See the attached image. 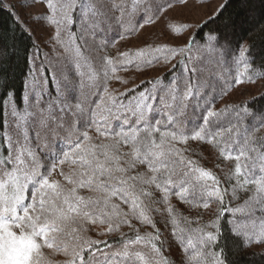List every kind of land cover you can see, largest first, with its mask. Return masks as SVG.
Masks as SVG:
<instances>
[{"label":"snow or ice","instance_id":"obj_1","mask_svg":"<svg viewBox=\"0 0 264 264\" xmlns=\"http://www.w3.org/2000/svg\"><path fill=\"white\" fill-rule=\"evenodd\" d=\"M177 3L188 0H0V11L29 38L39 33L55 59L37 64L33 44L19 102L0 73V264H236L230 255L264 264V90L217 106L264 80V46L249 37L264 38V0H223L200 44L173 18L166 30L182 44L146 41L109 54L167 20ZM174 60L183 72L167 83L109 90L113 80L128 83L120 71ZM205 151L233 162L226 179L233 200L247 194L243 205L224 207L229 189L196 158ZM173 197L189 213L219 209L201 224ZM105 236L119 239L94 238Z\"/></svg>","mask_w":264,"mask_h":264},{"label":"rangeland","instance_id":"obj_2","mask_svg":"<svg viewBox=\"0 0 264 264\" xmlns=\"http://www.w3.org/2000/svg\"><path fill=\"white\" fill-rule=\"evenodd\" d=\"M6 3L16 4L17 0H6ZM223 3V0H188L187 6H182L177 3V6L174 10L170 11L167 14V20L161 19L155 25H146L144 29L137 31L134 34H130L123 41H120L115 45V47H109V54L116 55L117 51H127L129 49L136 50L139 46L143 45L146 41L152 43L154 46L158 44H169L170 46H175L176 44H182L184 41L182 39H177L169 30H166V23L169 20L175 18L176 23L173 25L176 31L180 30V23H187L190 26V34L195 38V31L199 27V25L208 19V17L214 13L219 5ZM23 16L24 13L21 12ZM78 30V25H77ZM36 43L39 46L38 59L36 61L37 64H40L41 61L47 63L44 60L45 56H49L53 58L54 62V54L50 52L49 46H46L44 40L40 37V34L37 33L33 35ZM115 36V33L110 34V37ZM196 43L200 44L201 40L196 39ZM179 59V57L177 58ZM172 64L175 67L164 66L162 63L154 64L152 66H142V70H137L134 67H130L127 71H120L118 75L122 78V80L128 81L127 84H123L120 81L113 80L110 82L109 90L115 91L117 95L119 93L125 92L128 89L137 88V86H141L143 81L155 78L162 77L164 74H170L168 81L179 76L183 72V65L177 64L176 60L172 61ZM48 76L45 87L48 92L52 94L54 98L56 96L57 83L52 79V71L49 69L44 73ZM255 78V77H254ZM261 87H264V81L257 82L255 84L247 85L248 91L243 92H235L232 96L228 98L226 101H221L220 105L222 106L225 102L230 101H238L242 96L247 97L252 94L259 93ZM128 95H131L130 92ZM7 116V113H6ZM52 150L55 151V146L52 145ZM45 159V157H42ZM100 237V238H106ZM96 238V237H94Z\"/></svg>","mask_w":264,"mask_h":264},{"label":"trees","instance_id":"obj_3","mask_svg":"<svg viewBox=\"0 0 264 264\" xmlns=\"http://www.w3.org/2000/svg\"><path fill=\"white\" fill-rule=\"evenodd\" d=\"M208 20V19H207ZM205 20V21H207ZM204 22H202L197 30L195 31V38L201 40V36L206 35L214 25L211 23L208 24V27H204ZM249 37L251 39H255L260 46H264V38H261L259 33H250ZM36 43L34 36L29 38L28 35L24 34L22 31L18 30L16 26L13 24L12 18L8 15L7 11H0V49L5 50L6 54L4 56L5 62L0 65V73L7 78L8 85L15 91L17 101H21L23 94H24V75L28 71L29 68V61L32 57V52L35 51L33 44ZM170 77V74L166 73L162 76L164 83H167ZM262 82L264 80H258ZM146 87L145 84H141V86L136 88V93L138 94L140 88ZM261 90H264V87H261ZM3 90H0V94H2ZM132 95V93L130 92ZM129 95V96H131ZM244 96L241 97V99ZM220 102H217V106L220 107ZM6 116V112L4 113ZM3 133L0 132V136ZM197 159L201 160L202 166L205 168L213 171L221 180V184L223 187L229 189L227 195L224 198V207L228 209H235L238 206L243 205L244 200L246 199V195L244 192H240V199L233 200L231 198V184L226 179V173L229 172L230 169L234 167L233 162L230 161H223V160H216L212 157L207 151L203 153V156L196 157ZM216 164H219L220 167H215ZM172 203L176 206V208L182 212L184 215H190L191 218H195L197 215L201 216L202 219L200 220L201 224L209 222L215 218V214L219 209V205L213 203L208 210L204 209H197L189 213L187 210V206L181 204L175 197L172 199ZM257 216L260 215L259 211L256 213ZM235 218H244L243 213H236ZM158 221V227L161 228V231L165 233L167 236V230L163 227L162 221H160V217H156ZM234 219L231 212H226L225 215L221 219L223 231L225 237H228V228L230 227L225 221ZM195 226V225H194ZM122 231L129 232L127 227L123 228ZM144 231H152L150 227H141V232ZM100 238V237H96ZM107 240H115L119 239V236H109L106 238ZM257 251L262 249H256ZM236 264H247V260L243 255H237L232 257Z\"/></svg>","mask_w":264,"mask_h":264},{"label":"bare ground","instance_id":"obj_4","mask_svg":"<svg viewBox=\"0 0 264 264\" xmlns=\"http://www.w3.org/2000/svg\"><path fill=\"white\" fill-rule=\"evenodd\" d=\"M40 52V51H39ZM33 53V52H32ZM41 53V52H40ZM48 77V76H47Z\"/></svg>","mask_w":264,"mask_h":264}]
</instances>
